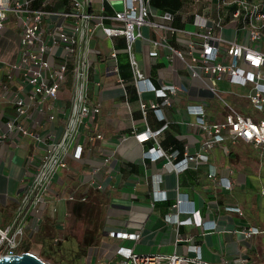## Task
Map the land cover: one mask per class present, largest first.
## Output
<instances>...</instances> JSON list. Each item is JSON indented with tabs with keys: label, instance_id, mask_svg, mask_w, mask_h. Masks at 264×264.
<instances>
[{
	"label": "crops",
	"instance_id": "obj_1",
	"mask_svg": "<svg viewBox=\"0 0 264 264\" xmlns=\"http://www.w3.org/2000/svg\"><path fill=\"white\" fill-rule=\"evenodd\" d=\"M39 1L35 7L41 4L42 0ZM164 1L180 4V0H150L151 9L182 14L190 6L181 3L170 9ZM61 4L55 1L51 8L59 9ZM19 30L18 26L12 32L6 26L0 33V135L5 132L4 123L15 113L14 91L20 76L11 75L10 65L20 58ZM9 32L11 35L5 40ZM143 32L148 39H138L134 50L145 75L157 86L171 83L183 88L171 95L170 105L163 107L169 126L144 142L136 139L135 133L146 129L156 131L164 121L153 110L144 115L140 108L141 99L152 100L155 96L152 92L139 94L125 37L103 40L105 51L96 56L91 69L92 78H99L102 83L91 86L89 92L91 104H99L100 112L81 127L75 144H83L82 155L74 157L75 144L72 145L66 156L67 166L50 185L52 197L39 207L40 219L35 221L34 216L28 219L20 250L33 251L53 264H82V261L122 264L117 253L121 244L139 253L187 255H194L189 245L195 244L201 247L203 260L211 264H254L255 261L264 264V149L243 139L225 141L207 150V161H192L181 172L170 168L167 157L154 161L145 154L152 147H161L172 155V161H178L186 153L200 151L207 134L196 123L195 116L187 112L188 104L203 103L206 118L211 122L224 120L227 110L220 98L191 77L181 60L170 61L165 57L164 45L159 48V57H151L150 39L159 36L148 27ZM96 35L104 39L101 31ZM170 42L179 46L174 36ZM94 44L99 45L97 41ZM114 49L116 58L110 56ZM115 62L120 74L110 71ZM119 75L125 79L124 86L119 83ZM221 85L228 102L245 113L254 111L246 90L235 88L237 93H234L229 85ZM68 88H62L58 99L51 101L53 107H47L46 101L43 109L35 107L23 118L24 124L42 134L43 140L18 131L7 132L0 138L1 217V206L10 213L13 211L14 216L27 190V178L52 141L60 138L70 110ZM249 107L252 112H248ZM52 113L56 115L54 120L49 118ZM98 133L102 137L92 141L90 137ZM213 168L216 175L210 176ZM220 177L229 180L231 186L224 187ZM157 193L165 197L157 199ZM86 198L88 201L84 202ZM179 198L183 199L184 208L193 205L199 210L206 224L167 221L166 216L176 212L174 204ZM228 206H239L241 212L228 210ZM187 216L181 213L179 218ZM210 224L215 227L206 226ZM250 225L259 227L261 232L245 237L240 231ZM113 230H133L140 236L136 240L120 239L109 235ZM251 238H255L254 244Z\"/></svg>",
	"mask_w": 264,
	"mask_h": 264
},
{
	"label": "built area",
	"instance_id": "obj_2",
	"mask_svg": "<svg viewBox=\"0 0 264 264\" xmlns=\"http://www.w3.org/2000/svg\"><path fill=\"white\" fill-rule=\"evenodd\" d=\"M33 1L0 0V33L6 28L7 21L16 22L20 29L21 46L19 60L10 65L11 75L18 73L20 76L19 85L14 91L15 113L4 123L5 132L0 138L7 132L18 131L43 140L42 134L27 127L23 118L28 117L35 107L43 109L46 101L47 107H53L51 101L58 99L60 90L66 88L67 84L70 110L65 116L60 138L52 141L35 171L27 178V190L12 220L3 227L0 219V255L21 252L20 245L29 217L34 216L35 221L40 219L39 207L52 197L50 185L60 170L67 166L66 156L77 141L81 127L85 126L87 120H94L100 112L99 104H91L89 92L91 86L98 87L102 83L99 78H92L91 69L96 56L105 51L103 40L114 36L125 37L139 94L152 92L155 96L152 100L141 99L140 108L144 115L148 110H153L164 121L156 131L146 129L135 133L139 142L158 136L169 126L163 107L171 104L172 94L183 89L171 83L157 86L143 72L134 50V43L138 39H148L143 27H148L159 36L158 39H150L153 43L151 57H159V48L164 45L167 59L181 60L191 77L225 104L226 116L224 120L216 122L206 118L203 103L188 104L187 112L195 116L196 123L207 134L200 151L186 153L184 158L172 161L171 154L161 147H152L145 152L152 160L165 156L169 159L170 168L181 172L192 161H207V150L225 141L243 139L264 149V0H191L188 10L182 14L178 11L152 10L150 0H120V6L114 5L113 0H42L37 7L33 6ZM55 1L62 3L59 9L51 8ZM185 23L191 27L181 26ZM98 31L103 33L104 39L98 38ZM172 36L176 37L178 47L171 44ZM95 41L99 45H95ZM110 56L116 58L117 50L111 51ZM119 70L117 62L110 69L117 74H120ZM119 83L125 84V79L120 75ZM223 83L229 85L234 93H237L235 88L246 90L254 111L245 113L228 102L223 96ZM49 118L54 120L56 115L52 113ZM101 137L102 134L98 133L90 139L93 141ZM82 152L83 144L76 143L73 156L80 158ZM209 175H216L215 168L209 171ZM226 180L225 177L219 178L224 187H230L231 183ZM163 197L165 195L156 194L157 199ZM182 201L181 198L177 200L174 204L176 212L168 214L167 221L206 224L199 210L193 205L184 208ZM226 208L241 212L239 206ZM181 213L188 216L180 219ZM206 226L210 229L215 227L213 224ZM240 232L248 237L261 230L250 225ZM109 235L128 240H136L140 236L133 230H113ZM189 250L194 255L139 253L124 244L117 247L122 264H211L203 260L199 245L190 244Z\"/></svg>",
	"mask_w": 264,
	"mask_h": 264
},
{
	"label": "rangeland",
	"instance_id": "obj_3",
	"mask_svg": "<svg viewBox=\"0 0 264 264\" xmlns=\"http://www.w3.org/2000/svg\"><path fill=\"white\" fill-rule=\"evenodd\" d=\"M113 3L116 6H120L121 1L120 0H113ZM181 3H183L184 6L185 5H189L191 3V0H180V4H177V5L168 4V5L170 6L169 7L170 9H176L177 7H179L181 5ZM184 25L187 26V27H191V25L188 24V23H185ZM6 26L10 27L12 32H15V31L18 30V25L15 22L12 23L10 21H7L6 22ZM143 30L146 31V27H143ZM10 35H11L10 32L6 33V35L4 36L5 40H7ZM12 37L15 38L16 34L13 33ZM252 111H253V109L251 107H249L248 108V112H252ZM1 207H2V209H1L2 210V215H3L2 217L0 215V219H2L1 220V226L5 227L12 220L13 211H11V213H10V212L7 211V208L5 206H1ZM250 241H251L252 244H254L255 243V238H251ZM50 263L53 264L52 262H50ZM85 263H86L85 261H82V264H85ZM254 264H262V263H260L259 261H255Z\"/></svg>",
	"mask_w": 264,
	"mask_h": 264
},
{
	"label": "water",
	"instance_id": "obj_4",
	"mask_svg": "<svg viewBox=\"0 0 264 264\" xmlns=\"http://www.w3.org/2000/svg\"><path fill=\"white\" fill-rule=\"evenodd\" d=\"M0 264H51L33 251H21L15 254H1Z\"/></svg>",
	"mask_w": 264,
	"mask_h": 264
},
{
	"label": "trees",
	"instance_id": "obj_5",
	"mask_svg": "<svg viewBox=\"0 0 264 264\" xmlns=\"http://www.w3.org/2000/svg\"><path fill=\"white\" fill-rule=\"evenodd\" d=\"M40 1L39 0H37V1H35L34 3H33V5L35 6V5H37L38 3H39ZM165 3L167 2V1H164ZM166 4H169L168 2L166 3ZM56 6H58L57 4H56ZM165 8V7H164ZM68 81H69V79H68ZM68 86H69V84H68ZM88 201V198H86V200L84 201V202H87ZM59 240L57 239V241L55 242V243H57ZM25 251H28V249H26Z\"/></svg>",
	"mask_w": 264,
	"mask_h": 264
}]
</instances>
